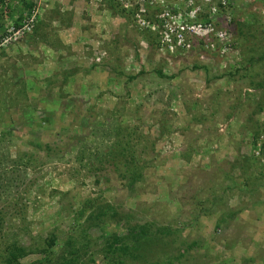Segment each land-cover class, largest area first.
<instances>
[{"label":"rangeland","instance_id":"obj_1","mask_svg":"<svg viewBox=\"0 0 264 264\" xmlns=\"http://www.w3.org/2000/svg\"><path fill=\"white\" fill-rule=\"evenodd\" d=\"M30 1L23 36L0 0V264H264V0H196L213 31L176 42L137 6Z\"/></svg>","mask_w":264,"mask_h":264},{"label":"trees","instance_id":"obj_2","mask_svg":"<svg viewBox=\"0 0 264 264\" xmlns=\"http://www.w3.org/2000/svg\"><path fill=\"white\" fill-rule=\"evenodd\" d=\"M100 2H101V0H100ZM105 2H109V0H105ZM114 2H116V4ZM109 3L111 6L115 5V8L118 6L119 8H116V10L121 15H123L127 19H129L128 18V16H129V17H131L132 20L136 21L135 20V16H136L135 9L132 6H128V5L123 6L122 4H119V3H122V0H110ZM136 6H137V9L139 7L145 9V11H147L148 14L150 11H152L154 13L155 12L160 13L166 8L160 4H155L154 0H138V4L136 3ZM14 7H15L14 10L11 12L12 13L11 18L13 19L11 27L15 31L23 30L24 31L23 36H26L29 34V30H27V27L29 25L30 26L33 25V21H34V20H32V21L29 20V16L26 13L31 15L35 9V5L30 0H17ZM168 7H170V6H168ZM205 20H207V22L209 21L208 16H206ZM2 27H3V25L1 24L0 29H3ZM2 31H3V34H2V36H0L1 42L5 41L8 37V35L12 36V34H13V32H8V31H5L4 29ZM151 36L152 35H148V37L151 39V43H155L154 41H156V37L155 36L151 37ZM251 61L252 60H249L248 62L251 64V63H253ZM262 136H264V134L255 135L254 145H255V147H260L262 153L264 154V142H263V144H261L259 146V144H260L259 141H260ZM129 228H127L123 237H121L122 235L119 233H116V234L113 233V234H111L110 237L105 238L104 252H105L106 258L109 257L110 254H114L118 250H122V251L126 252L127 248H126V246L122 245V243L124 242V241L122 242V240H125V239L127 240L128 236L134 237L133 242H132V246L130 247V249L133 248L134 246H137L138 239L135 236L138 235L142 238L147 237V234L144 231L143 227L139 228V230H141L140 231L141 233H139L137 231V229H132V228L129 229ZM152 239H153V236L151 235L149 241H152ZM67 247H71V243L68 244ZM67 247H66V249H68ZM66 249L65 248L63 249V252H62L63 255L70 252V251L65 252ZM27 254H28L27 249L21 248L20 244H18V243L12 242V244L10 243L8 246V255L4 259L3 264H19L20 259L24 258ZM69 254H71V253H69ZM64 258H65L64 264H78V263H76V261H79V259H77V258H75V259H71L68 257H64ZM40 261L41 260H39L37 263L41 264L42 262H40ZM120 264H121V262H120Z\"/></svg>","mask_w":264,"mask_h":264},{"label":"built area","instance_id":"obj_3","mask_svg":"<svg viewBox=\"0 0 264 264\" xmlns=\"http://www.w3.org/2000/svg\"><path fill=\"white\" fill-rule=\"evenodd\" d=\"M221 1H223L220 2L223 6L227 5L226 0ZM133 2L134 3H131L133 7L136 6V3L138 4V0H133ZM204 2L210 4L212 0H204ZM154 3L160 4L166 8L160 13L150 11L148 15L149 22L142 21V25L160 28L161 35H165L167 39H172L174 42L178 40L185 41L187 37H194L197 35L204 37L213 31L212 25H214V22H207V20L201 16L204 12L203 3H199L196 0H154ZM213 4L212 2V5ZM218 9H221L219 5L210 8L211 14L216 15ZM138 13H141L140 16H136L139 19H143V17L148 14L145 9L140 7L138 8ZM211 14H208V17L210 20H213ZM151 23L152 26H149ZM21 31L22 30H18L15 34L17 33L20 35Z\"/></svg>","mask_w":264,"mask_h":264},{"label":"clouds","instance_id":"obj_4","mask_svg":"<svg viewBox=\"0 0 264 264\" xmlns=\"http://www.w3.org/2000/svg\"><path fill=\"white\" fill-rule=\"evenodd\" d=\"M212 2L214 3L213 5H212ZM212 2H211L210 4H208V3H206V2H205V3H206L207 5H209V6H211L210 8H212L213 6H216V5H217V6L219 5L220 7L223 6L222 3H220V2H222L221 0H212ZM215 4H216V5H215ZM226 6H227V5H226ZM5 41H6V40H5ZM3 42H4V41H3ZM3 42H1V43H3Z\"/></svg>","mask_w":264,"mask_h":264}]
</instances>
